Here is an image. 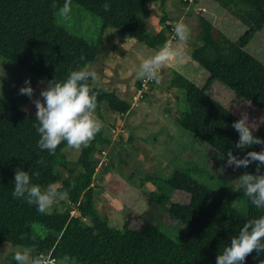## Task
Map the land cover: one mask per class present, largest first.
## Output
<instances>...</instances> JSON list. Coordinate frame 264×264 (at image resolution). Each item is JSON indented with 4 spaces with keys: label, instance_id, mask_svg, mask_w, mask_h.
Instances as JSON below:
<instances>
[{
    "label": "trees",
    "instance_id": "obj_1",
    "mask_svg": "<svg viewBox=\"0 0 264 264\" xmlns=\"http://www.w3.org/2000/svg\"><path fill=\"white\" fill-rule=\"evenodd\" d=\"M181 1L185 5L190 2ZM64 2L55 0L54 8L53 0H0V56L47 83L52 79L63 81L70 71L95 62L102 52L103 32L108 27L156 50L173 39V25L168 23V0H71L100 18L102 30L97 43L74 35L57 23L56 14ZM152 2L160 3L164 15L160 19L162 28L148 34L147 18L153 12L149 7ZM105 3L110 4V10H104ZM209 5L214 9L212 14L197 15L199 29L191 48L192 59L208 71L209 78L200 86L183 73L172 71L170 87L183 91L187 106L183 111L178 108L180 113L173 114V118L225 158L229 149L243 157L246 151H260L262 146L253 145L243 151L233 147L239 134L232 124L241 116L213 98L208 88L217 79L240 100L257 108L263 120L258 126L252 125L256 127L254 135L264 139V62L248 49L264 28V0H209ZM136 83L140 89L142 80ZM95 90L100 118L104 117L102 105L110 112H130L132 102L121 98L116 91L97 85ZM148 91L142 93L143 98L149 96ZM37 123L34 115L0 96V250L6 243L32 248L34 256L52 250L58 261L72 264H216L219 251L238 234L241 226L264 215V210L252 205L248 197V210L242 212L194 177L192 170H175L165 180L171 190L169 209L188 226V233L172 239L143 214L129 208L125 210L123 228L112 226L96 207L101 188L95 180L98 155L111 142L104 129L82 149L76 160H70L63 152L66 142L54 154L39 149L40 136L34 127ZM41 158L43 165L38 163ZM18 168L28 171L32 182L42 187L61 181L59 191L68 192L66 200L61 202L63 207L56 206L46 215L24 198H13ZM193 169L207 171L196 166ZM242 169L255 173L256 164ZM132 178L129 176L128 180ZM161 179L162 175L146 174L141 186L146 181L159 183ZM144 193L149 202L166 197L156 191ZM186 194L187 202L174 199ZM87 218L91 219L90 223L86 222ZM36 226L46 230L44 236L36 232ZM13 254L10 264H16ZM244 264H264V253L257 256L254 251Z\"/></svg>",
    "mask_w": 264,
    "mask_h": 264
},
{
    "label": "rangeland",
    "instance_id": "obj_2",
    "mask_svg": "<svg viewBox=\"0 0 264 264\" xmlns=\"http://www.w3.org/2000/svg\"><path fill=\"white\" fill-rule=\"evenodd\" d=\"M149 7L153 12L147 18V33L152 34L162 28L160 19L164 13L159 2L149 3ZM213 11L209 0H190L188 5L181 0H168V23L174 25L183 21L191 29V35L186 44L180 45L186 52L182 65L173 63L165 66L161 71L160 84L150 87L147 98H143L142 93L138 95V79L134 72L144 58L153 55L157 50L147 47L116 28L108 27L103 32L100 47L102 53L99 59L88 64V67L98 75L97 86L107 91H116L121 98L133 104L130 112L124 115L110 112L108 107L103 105V118H100L96 111L97 117L103 122L104 135L111 140L98 155L100 160L96 167L95 180L101 188L96 207L104 212L103 215L108 217L112 226L123 228L125 210L129 208L143 214L172 239L188 233V226L174 217L169 209L168 197L171 190L165 180L169 179L175 170H192L194 177L211 186L240 211L248 210L247 196L238 179L245 171L242 168L234 170L232 167H226L227 158L221 159V153L195 134L186 131L173 118V114L180 113L178 108L183 111L187 106L183 102V91L170 87L172 71L183 73L200 86L209 78L208 71L192 59L191 48L199 29L197 15L212 14ZM56 20L72 34L85 37L91 43H97L102 30L100 18L75 2H71V12L67 18L61 17L58 11ZM173 43L177 41L174 39ZM248 49L264 62V28ZM29 78L34 89V98H39L41 88L46 87L47 83H40L42 80L31 72L0 56V96L35 116L36 108L32 100L27 95L19 94V89ZM208 92L240 116L247 113L253 126L262 122L263 115L257 108L240 100L231 88L219 80L213 79ZM166 108L171 109V112H167ZM81 151L68 146L63 149L70 160H76ZM195 166L207 171L196 172L193 169ZM63 174L65 175L64 171ZM146 174L162 175V179L156 184L146 181L141 186ZM129 176H133L132 180H128ZM55 184L60 186L61 181ZM144 191H156L166 197L149 202ZM173 193L175 195V192ZM174 199L187 202L189 196L179 195ZM63 200L66 198L57 199L53 209L56 206L63 207ZM73 212L79 214L76 210ZM86 222L90 223L91 219L87 218ZM36 232L44 236L46 230L36 226ZM22 249L20 246L4 244L0 250V264H10L12 253ZM57 264L72 263L62 260Z\"/></svg>",
    "mask_w": 264,
    "mask_h": 264
},
{
    "label": "clouds",
    "instance_id": "obj_3",
    "mask_svg": "<svg viewBox=\"0 0 264 264\" xmlns=\"http://www.w3.org/2000/svg\"><path fill=\"white\" fill-rule=\"evenodd\" d=\"M52 6L56 7L55 0ZM104 10H110V4L105 3ZM70 12L71 0H65L59 8V15L67 18ZM173 31L177 43L166 41L153 55L144 58L134 72L138 80L151 81L158 85L162 78L161 71L165 66L183 61L186 52L180 45L188 42L191 29L183 21H178L173 25ZM97 81L98 75L94 70L88 66L81 67L70 71L63 81L55 79L47 81V86L40 90L39 98H34L31 80L30 78L25 80L19 94L27 95L35 105V119L38 123L34 127L40 136L38 141L40 150L54 154L57 147L66 142L69 148L80 151L88 147L101 132L103 122L96 115ZM232 127L239 134L234 148L243 151L253 145L262 146L260 151H246L243 157L234 155L229 149L225 166L235 170L247 169L250 164H256L255 173L245 171L238 179L250 203L264 210V173H261V167H264V139L254 135L256 127L249 122L247 113H243L235 120ZM223 157L224 155H220L221 159ZM38 163L43 165V158ZM12 196L24 198L29 205H36L41 214L50 215L57 199L67 198L68 192L59 191L56 184L44 187L35 184L28 171L18 168L14 175ZM254 251L257 256L264 253V215L249 219L241 226L238 234L231 237L230 243L222 252L219 251L216 264H244L246 258ZM13 259L16 264H57L50 255L34 256L33 249L28 247L15 251Z\"/></svg>",
    "mask_w": 264,
    "mask_h": 264
},
{
    "label": "built area",
    "instance_id": "obj_4",
    "mask_svg": "<svg viewBox=\"0 0 264 264\" xmlns=\"http://www.w3.org/2000/svg\"><path fill=\"white\" fill-rule=\"evenodd\" d=\"M174 37H175V35L173 34L172 38L174 39ZM172 40H170V41H172ZM153 84H155V83L151 82V81H142L141 88L138 89V95L143 93V92H145V91H148ZM119 115H124V114L123 113H119ZM39 254L50 255L54 260H56L58 262V259L53 255L52 250H50V251H41Z\"/></svg>",
    "mask_w": 264,
    "mask_h": 264
},
{
    "label": "crops",
    "instance_id": "obj_5",
    "mask_svg": "<svg viewBox=\"0 0 264 264\" xmlns=\"http://www.w3.org/2000/svg\"><path fill=\"white\" fill-rule=\"evenodd\" d=\"M106 29H107V28H106ZM134 39H135V38H134ZM173 40H174V39H173ZM173 40H172V41H173ZM101 53H102V52H101ZM100 55H101V54H100ZM100 55H99V57H100ZM99 57H98V59H99ZM98 59H97V60H98ZM97 60H96V61H97ZM181 65H182V63L179 64V66H181ZM134 97H138V96H134ZM132 106H133V104H132Z\"/></svg>",
    "mask_w": 264,
    "mask_h": 264
}]
</instances>
